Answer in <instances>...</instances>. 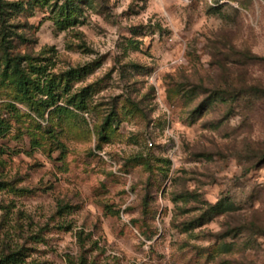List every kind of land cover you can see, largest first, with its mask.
I'll return each instance as SVG.
<instances>
[{
  "label": "rangeland",
  "instance_id": "1",
  "mask_svg": "<svg viewBox=\"0 0 264 264\" xmlns=\"http://www.w3.org/2000/svg\"><path fill=\"white\" fill-rule=\"evenodd\" d=\"M6 1L57 87L0 48V258L264 264V0Z\"/></svg>",
  "mask_w": 264,
  "mask_h": 264
},
{
  "label": "trees",
  "instance_id": "2",
  "mask_svg": "<svg viewBox=\"0 0 264 264\" xmlns=\"http://www.w3.org/2000/svg\"><path fill=\"white\" fill-rule=\"evenodd\" d=\"M70 3V1H66L64 7L68 14L72 12L75 6L73 2ZM14 6L21 8L23 3L0 0V48H4V73L8 75L9 71L10 73L12 72L17 92L16 98L19 101L33 103L35 106L40 107V105L48 103V101L42 100V103H39L37 100L38 96L42 95L47 96V99H54L57 87L56 82L51 78L52 74L47 72L48 68L39 63L35 57L31 55L12 56L10 54L8 50L10 40L6 25L8 23L9 9ZM75 74L76 71L72 69L67 72L66 76L70 79ZM81 100L83 101V98ZM70 103L73 104L74 102ZM1 125H3L2 121H0V127ZM21 254L14 252L10 255L2 256L0 264H20V262L23 264L24 261L18 258Z\"/></svg>",
  "mask_w": 264,
  "mask_h": 264
},
{
  "label": "built area",
  "instance_id": "3",
  "mask_svg": "<svg viewBox=\"0 0 264 264\" xmlns=\"http://www.w3.org/2000/svg\"><path fill=\"white\" fill-rule=\"evenodd\" d=\"M150 145L153 146V143L151 142Z\"/></svg>",
  "mask_w": 264,
  "mask_h": 264
}]
</instances>
